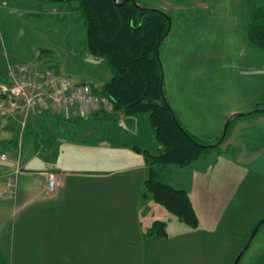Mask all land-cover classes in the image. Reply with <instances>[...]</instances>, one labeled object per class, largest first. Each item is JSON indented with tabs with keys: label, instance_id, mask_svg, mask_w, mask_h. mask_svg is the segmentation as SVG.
I'll list each match as a JSON object with an SVG mask.
<instances>
[{
	"label": "crops",
	"instance_id": "crops-1",
	"mask_svg": "<svg viewBox=\"0 0 264 264\" xmlns=\"http://www.w3.org/2000/svg\"><path fill=\"white\" fill-rule=\"evenodd\" d=\"M155 1L146 7L162 9ZM243 1L200 0V3L207 9L212 6L210 11L216 19L231 20L233 15H239L238 5ZM244 3L249 4V0ZM247 15L250 16L249 13ZM245 40L237 45H240L239 57H245L246 61L244 64L234 63L232 70L236 77L219 78L217 92L220 89L221 94L216 98L221 103V111L202 114L217 115L219 118L215 123L219 126L218 130L226 125L232 113H243L240 116L250 118L234 121L229 136L219 140L217 145L207 149L208 153L188 166L184 184L171 183L175 179L173 176L169 183L175 187H185L191 193L194 174L210 172L216 166L218 179L241 180L235 186L236 193L253 194L250 200L252 204L249 200L242 203L246 205V210H251L256 196L254 180L256 177L264 179L263 175L257 174L264 164V139L252 140L249 129L264 127V79L256 83L259 85L257 88L250 89L252 82L238 77V74L246 75L247 68L251 66L257 72H262L261 69L264 72V50L251 43L247 36ZM41 48L44 47L30 52L27 59L24 53L17 51L12 56V63H17L0 73V84L12 86L11 82L20 81L27 87L26 95H14L9 100H4L0 92V150L13 149L8 162L0 170V180L5 172L11 171L10 168L14 169L17 165L21 168L17 196L14 199L0 196V253L10 251L11 246L14 255H49V264H54L53 255H71L75 261L73 264H91V191L96 198L92 208L97 224L101 222L102 212L105 215L103 220L115 223L117 219L123 220L122 213L128 214L129 209L139 218L144 232L156 220L147 213L149 207L156 203L151 204L153 200L145 191L144 182L149 166L144 150L148 143L157 140L146 121V115L126 116L106 105L74 103L55 106L51 95L58 87L48 84L46 73L42 70L58 64L50 62L51 56H42ZM22 59L24 62H21ZM95 61L105 62L91 54V62ZM26 67L35 73V77L29 75V82L21 77ZM74 80L78 81L76 78ZM105 82L97 84L91 81L90 84L100 89ZM29 88L34 89L33 94H40V101L33 107L27 101L32 98ZM21 99L20 107H15ZM259 105L261 109L257 113H248L255 111ZM252 123L256 126L249 128ZM219 137L220 134H216L202 139L212 143ZM216 147L219 153L216 151L214 160L206 157L208 155L205 154H213ZM51 173L56 181L53 191L47 187ZM111 202L118 205L120 212L114 218L110 212L117 208ZM9 226L12 230H9ZM247 230L242 231V237Z\"/></svg>",
	"mask_w": 264,
	"mask_h": 264
},
{
	"label": "rangeland",
	"instance_id": "rangeland-1",
	"mask_svg": "<svg viewBox=\"0 0 264 264\" xmlns=\"http://www.w3.org/2000/svg\"><path fill=\"white\" fill-rule=\"evenodd\" d=\"M139 2L145 7L154 4L153 0L152 2L139 0ZM156 2L171 17V30L160 52L164 65L166 96L177 109L183 124L193 133L201 138L220 134L218 140L215 139L216 141L210 143L213 145L224 136L226 125L218 130L219 126L215 121L219 117L202 113L221 111V103L216 98L221 94L220 89L217 92L220 87L219 78H235L236 73L232 70L235 68L234 63L244 64L246 61L245 57H239L240 45H237L238 42L246 41V23L249 20L247 13L250 14L258 4L264 3V0H249V4L244 3V0L238 5L239 15H233L231 20L216 19L210 11L213 7L205 8L200 0H156ZM78 4V0H0V73L17 63H12V56L17 51L24 53L27 59L30 52L36 51L38 47H44L55 51H44L41 53L42 56H51L53 61L50 62L58 64L56 67L46 66L42 70L46 73L49 85L52 81L49 82L48 77L52 70L56 71V74L72 77L69 78V84L72 82L90 84L91 81L101 84L108 81L112 73L107 63L91 62L85 21L80 12L75 10ZM21 62L24 60L22 59ZM251 68H247L249 70L246 75L238 74V77H244L252 82L249 85L250 89L257 88L259 85L256 83L264 79L262 69V72H257V69ZM29 75L35 77L34 70L31 72L28 67L24 68L21 77L29 82ZM75 78L78 81H72ZM19 82H11L10 85H17ZM30 90L32 98L27 101L31 102L33 107L40 101L38 100L40 94H37L39 92L33 94L34 89L30 88L29 93ZM58 90L61 91V86ZM24 95L26 94L19 96ZM21 101L22 99L15 107H20ZM260 107L261 105L256 107L254 112L248 113H257L256 110L259 111ZM249 118L250 116L233 118V124L229 125L227 135H230L234 121ZM146 121L148 122V119ZM252 126L256 125L252 123L249 128ZM253 129H249L252 140L264 139V127ZM1 144L0 142V147ZM159 146L158 141L150 142L145 146L144 152L152 156L150 162L154 165L157 163H154L153 156L158 154ZM207 149L202 155L208 151ZM217 149L216 147L213 154H205L208 155L206 157H212L211 160H214L216 151L219 153ZM229 154L231 155L232 152L230 151ZM262 165V169L257 168L259 170L257 174L264 176V164ZM187 168L188 166H167L162 171L164 181L169 183L173 176L175 179L171 183L184 184L187 180ZM10 169L13 170V167ZM237 182L240 183L241 180L218 179L216 166L210 172L194 174L190 197L200 221L197 227L189 226L164 205L156 203L145 188L153 200L151 204L156 203L153 207H149L148 216L166 221L168 232L166 237L146 235L149 227L144 232L139 218L135 217L130 209L128 214L122 213L123 220L117 219L115 223L103 220L105 215L102 212L101 222L97 224L92 208L96 198L92 196L91 191V264H232L255 225L264 218V179L260 180L256 177L254 180L256 196L253 205L250 206L251 210H246V205L242 203L250 201L253 194L247 196L241 192L236 193ZM91 186H93L92 180ZM5 202L12 203L9 200ZM111 203L114 208L118 207L114 202ZM138 208L137 206V212ZM110 215H113V218L119 216L118 208L114 209L113 213L110 212ZM247 228L242 237V231ZM9 230H12L11 226ZM104 233L106 235L102 236ZM11 249L10 246V251L0 253V264L50 263L47 262L49 255H14ZM52 257L54 264L75 262L71 259V255ZM239 264H264V224L259 228Z\"/></svg>",
	"mask_w": 264,
	"mask_h": 264
},
{
	"label": "trees",
	"instance_id": "trees-1",
	"mask_svg": "<svg viewBox=\"0 0 264 264\" xmlns=\"http://www.w3.org/2000/svg\"><path fill=\"white\" fill-rule=\"evenodd\" d=\"M78 2L75 10L84 18L88 49L95 58L105 61L112 73L109 81L100 89L93 87V91L108 98L112 107L126 116H147L160 146L153 156L157 165L144 152L149 166L145 188L156 203L197 227L200 221L189 191L165 182L162 174L167 166H190L212 146L186 128L165 93L160 52L171 30V19L163 10L139 6L135 0ZM246 31L248 40L264 50V3L250 13ZM44 51L49 52L41 53ZM232 120L220 140L226 137ZM166 226V221L156 219L146 235L166 237Z\"/></svg>",
	"mask_w": 264,
	"mask_h": 264
},
{
	"label": "built area",
	"instance_id": "built-area-1",
	"mask_svg": "<svg viewBox=\"0 0 264 264\" xmlns=\"http://www.w3.org/2000/svg\"><path fill=\"white\" fill-rule=\"evenodd\" d=\"M56 71L52 70L49 78V82L54 87H58L53 93L52 99L55 106L84 103L91 106L106 105L111 106V102L103 95L97 94L93 91V86L89 83L72 82L69 84V77L62 74H56ZM19 82V81H18ZM61 86V91H59ZM24 82H19L17 85L8 86L6 84H0V92L5 96L6 100L12 99L14 95L26 94ZM4 99V100H5ZM2 103H0V107ZM13 151L11 148L0 150V170L8 162L10 154ZM21 172L20 165H17L10 172H5V176L0 180V196L4 199H14L18 193V176ZM56 181L54 174H49L48 189L53 191L56 187Z\"/></svg>",
	"mask_w": 264,
	"mask_h": 264
},
{
	"label": "water",
	"instance_id": "water-1",
	"mask_svg": "<svg viewBox=\"0 0 264 264\" xmlns=\"http://www.w3.org/2000/svg\"><path fill=\"white\" fill-rule=\"evenodd\" d=\"M63 1H67V0H63ZM127 0H123V2H126ZM136 3L139 5V6H142L140 5L137 0H135ZM169 16V15H168ZM169 18L171 19V17L169 16ZM170 29H171V26H170ZM41 50H47V51H51V49H48V48H41ZM3 98L5 99V96L3 95ZM243 113H239V112H235L231 115L230 117V120L235 118V117H238L240 115H242ZM229 120V121H230ZM228 121V123H229ZM228 123H226V127H225V133H226V130H227V126H228ZM224 133V134H225ZM218 143H215L213 144L212 146L214 145H217ZM264 224V218L261 219L254 227L253 231L251 232L247 242L245 243V245L243 246V248L241 249V251L239 252V254L237 255V257L234 259V261L232 262V264H239V262L242 260L244 254L246 253V251L248 250L249 246L251 245L252 241H253V238L255 237L256 233L258 232L259 228L261 227V225Z\"/></svg>",
	"mask_w": 264,
	"mask_h": 264
}]
</instances>
